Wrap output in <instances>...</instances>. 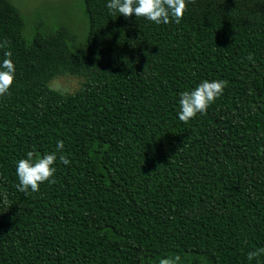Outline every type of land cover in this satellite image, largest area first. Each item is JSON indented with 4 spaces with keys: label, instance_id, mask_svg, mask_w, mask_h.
<instances>
[{
    "label": "trees",
    "instance_id": "trees-1",
    "mask_svg": "<svg viewBox=\"0 0 264 264\" xmlns=\"http://www.w3.org/2000/svg\"><path fill=\"white\" fill-rule=\"evenodd\" d=\"M83 2L78 59L60 33L26 45L0 0V62L10 51L15 65L0 96V264H264L247 258L264 247V0H192L159 25ZM67 71L78 88L49 85ZM204 80L227 86L180 121L179 94ZM60 140L51 180L18 191L17 162Z\"/></svg>",
    "mask_w": 264,
    "mask_h": 264
},
{
    "label": "clouds",
    "instance_id": "clouds-1",
    "mask_svg": "<svg viewBox=\"0 0 264 264\" xmlns=\"http://www.w3.org/2000/svg\"><path fill=\"white\" fill-rule=\"evenodd\" d=\"M188 2H192V0H108L106 7L110 13L118 12L126 19L135 15V17H143L156 25L171 22L179 24L187 11ZM8 46V41L0 42V48ZM11 56L10 51H5V58L0 62V96L9 94V89L14 82L15 65ZM226 86L227 81L224 80H204L195 89L181 92L179 94V120L187 123L198 113H206L209 106L223 94ZM63 149L64 142L60 140L56 143L57 151L50 154L38 156L33 151L27 152V158L20 159L16 165V175L19 181L16 185L17 190L24 193L29 190L39 191L40 185L50 181L54 176L56 172L54 164L58 159L57 152L62 153ZM59 160L64 165L71 163L64 155H60ZM5 203H7L6 197ZM261 255H264V247L250 251L247 258L251 261ZM179 260L180 257L176 256L175 258L161 259L159 264H178Z\"/></svg>",
    "mask_w": 264,
    "mask_h": 264
},
{
    "label": "rangeland",
    "instance_id": "rangeland-1",
    "mask_svg": "<svg viewBox=\"0 0 264 264\" xmlns=\"http://www.w3.org/2000/svg\"><path fill=\"white\" fill-rule=\"evenodd\" d=\"M14 5L21 19L20 34L26 45L60 33L67 51L78 59L89 52V26L83 0H6ZM81 77L69 71L53 78L49 85L61 92H72Z\"/></svg>",
    "mask_w": 264,
    "mask_h": 264
}]
</instances>
